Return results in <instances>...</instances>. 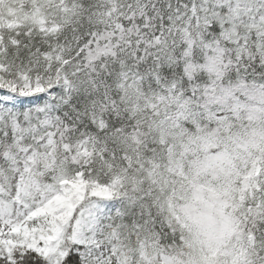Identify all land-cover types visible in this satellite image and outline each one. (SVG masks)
<instances>
[{"label":"snow or ice","instance_id":"obj_1","mask_svg":"<svg viewBox=\"0 0 264 264\" xmlns=\"http://www.w3.org/2000/svg\"><path fill=\"white\" fill-rule=\"evenodd\" d=\"M0 264H264V0H0Z\"/></svg>","mask_w":264,"mask_h":264}]
</instances>
